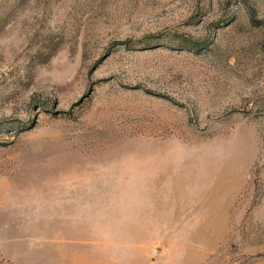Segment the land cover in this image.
<instances>
[{
  "label": "rangeland",
  "instance_id": "rangeland-1",
  "mask_svg": "<svg viewBox=\"0 0 264 264\" xmlns=\"http://www.w3.org/2000/svg\"><path fill=\"white\" fill-rule=\"evenodd\" d=\"M0 264H264V0H0Z\"/></svg>",
  "mask_w": 264,
  "mask_h": 264
}]
</instances>
